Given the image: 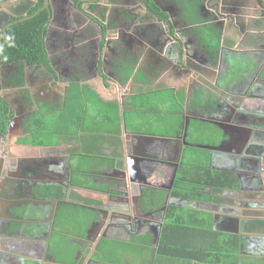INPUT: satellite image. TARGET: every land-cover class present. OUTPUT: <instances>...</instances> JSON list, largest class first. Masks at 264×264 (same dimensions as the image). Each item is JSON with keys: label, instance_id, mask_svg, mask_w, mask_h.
Segmentation results:
<instances>
[{"label": "flooded vegetation", "instance_id": "obj_1", "mask_svg": "<svg viewBox=\"0 0 264 264\" xmlns=\"http://www.w3.org/2000/svg\"><path fill=\"white\" fill-rule=\"evenodd\" d=\"M254 1L257 5L252 9V15L244 10L242 27L245 31L239 30L240 35L236 36L232 30L221 34L222 29L215 25L217 20L212 21L210 12L199 11V0H0V109L5 111L4 133L0 131V264H28L26 253H31L29 257L34 258L36 264H44L40 256L44 255L43 245L53 235L51 227L63 228V223L57 221L61 217L62 202L53 206L62 199L40 196L38 189L44 183H37L33 176L29 183H25L29 167L26 169L24 161L15 162L9 157L7 135L17 128L24 130L28 117L39 110L40 105L45 104L47 110L49 104L53 107L48 108L49 111L60 107L58 100L61 97L52 90L57 84H93L96 80L107 88L106 80L118 78L113 69L119 64L138 66L148 74L157 66L167 68L169 76L176 79L171 61L148 46L154 42V33L160 37V43L176 36L174 39L178 43L175 45L179 44L185 52L184 61L200 74L198 79L189 76L185 83L190 93L196 90L200 93L195 115L212 122L197 119L199 124L194 134L210 138V145H220L223 141L218 149H206L210 155L209 166L234 174L239 184L235 190L229 188L219 193L216 203L200 202L195 206L218 215L219 227L236 231L243 239L240 262L264 264V1ZM124 4L133 10L131 12L137 19L131 21L121 15ZM44 12L47 14L45 26L48 27L46 41L43 32L42 37L48 65L29 64L21 59L23 79L17 84L18 61L2 62V55L8 50L12 38L10 29ZM163 14L167 16V22L161 18ZM125 28L132 34L130 38L121 33ZM116 39L122 42L118 43ZM216 45L217 57L213 53ZM228 50L234 53V58L230 57L234 63L226 62ZM168 52L179 64L175 47L171 46ZM97 60L100 61L98 65ZM2 74L6 85L2 84ZM91 86L88 88L93 89ZM7 99L14 103L13 107ZM17 112L21 124L14 121L9 128L10 122L18 117ZM2 121L0 117V125ZM202 123H209L212 129ZM175 147L174 144L172 150ZM138 153L148 159L141 162V172L137 171L139 168L131 170L130 178L138 182L128 180L126 186L122 182L123 169L111 168L107 184L111 182L106 191H102L104 199L100 202L90 201L79 193L86 188L68 184L69 189H78L75 192L78 199L69 198L72 200L70 204L82 203L80 205L90 213L82 233L71 229L72 234H69L72 248L76 247L74 264L87 261L88 264L105 263L98 259L100 252L103 255L104 238L121 240L123 237L144 236L147 237L145 243L152 250L156 248L161 232L159 226L162 227L163 223L160 221L163 201L171 204L177 199L168 192L159 207L144 208L142 191L146 188L167 191L172 173L164 179L157 174L164 166L171 167L168 157L173 159L175 154L167 156L159 150ZM54 162L48 158L43 163L50 165ZM68 190H63L64 199L68 197ZM121 190L125 193L122 194ZM208 191L212 193L213 189ZM138 197L139 207L135 205ZM42 202H49L47 205L52 210L50 213L55 212L54 217L49 215L45 221L29 220L28 216H33ZM92 205L96 207L95 211L87 208ZM225 213L234 215L235 219L227 221L222 217ZM28 221L32 225L26 230L24 225ZM43 222L47 224L44 226ZM46 255L45 261L51 259ZM154 257L155 252H152L151 264Z\"/></svg>", "mask_w": 264, "mask_h": 264}, {"label": "crops", "instance_id": "obj_2", "mask_svg": "<svg viewBox=\"0 0 264 264\" xmlns=\"http://www.w3.org/2000/svg\"><path fill=\"white\" fill-rule=\"evenodd\" d=\"M243 4V9L247 14H251L254 5H257L254 0H243ZM245 24H247L246 21ZM246 29L249 32V28L246 27ZM227 52L228 55H225L227 57L226 62L234 63L233 51L228 50ZM240 58H243V56H240ZM240 58H236V60H240ZM113 70L118 75V78L116 80L114 79V81L106 80L107 88L96 80H93V84H89V82L79 84L78 82L72 83L69 86L62 83L52 87V90L60 95L61 98H58V102L61 105L56 111H49L48 108H53L49 104H47V110H45V104L40 105L39 110L41 112L36 110V112L43 116L42 118L45 121L43 122V127L48 131L44 132L43 130H39L34 136L36 140L41 138V142L31 143L33 140L30 138L31 134L27 132L26 128L24 130H21V128L11 130L7 135L9 157L15 162L20 160L24 161L27 165L26 169L29 167L27 169L29 171L26 174L27 178L24 179L26 180L25 183H29L30 177L33 176L37 183L43 182L44 185H66L63 189L66 191L69 189L68 184L72 185L77 179V181L87 183L92 187L90 189L79 190V193L84 196L88 195V198L93 201H102L104 199L103 190L101 188L96 190L98 188L95 189V186L102 187L103 189L107 188V185L111 182L107 184L108 178L110 177L109 172L112 171L110 170L111 168L123 169L122 171L125 169L127 173V158L129 159L134 156L135 159H138L135 155L140 154L138 153L139 151L159 150L164 155L170 156L174 152L171 147L173 145L172 143H166L163 139L182 136L183 125L187 116L190 119L204 118L195 115L197 106H191V100L194 98L193 93H190L189 86L185 83L186 80L189 81V77L185 79L171 78L168 70L162 71L163 68H159L158 66L150 74L138 66H125V64H119ZM194 73L195 75L193 77L198 79L200 74L195 71ZM211 80L209 79L208 81ZM88 85H92L94 90L89 89ZM75 86L88 88L97 96H84L81 99L83 107L87 110V115L85 118L83 117L77 132H75L76 123L74 122V118L70 116V111L73 113L75 111L73 103L76 100L73 101L75 99L74 96L69 97L67 95ZM206 90L208 89L206 88ZM143 102L144 104L148 103L145 106H149L151 102L158 106L152 107L151 109L139 107L138 105ZM173 120L175 122H172ZM94 123L98 124V131ZM146 126L160 131L164 129L170 131L172 134L170 132L154 133L140 130V128ZM135 136L142 138H135ZM95 148H98L97 151H95ZM131 152L134 154H131ZM48 158L54 159L55 162L50 165L43 163ZM168 159L170 160L169 157ZM79 161L87 166L83 173L75 172L76 168L74 164H77ZM131 162L134 167L139 164L137 161ZM45 167L47 169H44ZM137 171L141 172V169ZM172 171V164L171 167L167 165L158 170L157 176L160 179H164ZM42 185H40L38 192L43 188ZM71 189L67 191L66 195L68 197L66 199L62 197V200L57 201L53 206L56 204L59 206L62 202V208H65V205H69L70 202L72 203V200L69 198L74 197L76 199L77 197L75 196L77 195L75 192H78V189ZM11 192L12 189H10L9 193ZM42 204L39 206L40 209H36L37 211H35L33 216H28L29 220L33 218L45 221L49 215L52 216L51 218L54 217L55 212H51V214L50 211L52 210H50V205H47L49 202H42ZM198 208L201 207L198 206ZM66 209L69 208L66 207ZM211 214L213 215L212 212ZM43 224L45 226L47 223L43 222ZM30 225L32 223L28 221L24 225L25 229H29L31 227ZM63 228L67 231L65 235L69 237L68 234H70L72 227L63 223ZM60 230L62 229L51 227L50 231L54 233ZM115 241L129 243L131 238L123 237L121 240ZM154 248L153 254L155 252ZM42 253L44 255H41L40 258L43 259V263L49 262L56 264L54 259L56 255L53 249L49 250V241L43 245ZM45 253L51 259L45 261ZM30 255L31 253H26L25 256H28V259H25L26 262L28 264H36L35 259L29 257ZM246 263L248 262H240V264Z\"/></svg>", "mask_w": 264, "mask_h": 264}, {"label": "trees", "instance_id": "obj_3", "mask_svg": "<svg viewBox=\"0 0 264 264\" xmlns=\"http://www.w3.org/2000/svg\"><path fill=\"white\" fill-rule=\"evenodd\" d=\"M46 20L47 14L44 12L33 19L27 20L19 25H14L10 29V36L12 38L9 40L8 50L2 55V62L18 61L17 84H21L23 79L21 59L27 60L29 64L42 63L48 65V58L43 47L42 37ZM217 47L216 45L213 52L215 57H217ZM67 95L69 97L74 96L75 99H73V101L76 100L73 103L75 111L74 113L70 111V116L74 118V122L76 123L75 132H77L83 117L85 118L87 115V110L83 107L81 99L84 96H97L88 88H81L79 86L72 88ZM199 95L200 93L198 90L193 93L194 98L191 100V106L198 105ZM143 104L144 102L140 103L138 106L147 109L158 106L152 102L149 106H145V104L148 103H145L144 106ZM0 113H3L0 116L3 119L0 125V131L4 133L5 111L1 110ZM42 117L40 113L34 112L27 119L26 130L31 134L30 138L33 140L31 143L41 142V138L37 140L36 137L34 138L39 130L48 132L45 127H43V122L45 121ZM192 122L193 129L191 128ZM197 124H199L197 119H191L188 125V136L186 139L192 144L198 142L192 140L199 137L196 133L194 134ZM94 125L97 128L98 124L94 123ZM210 129L212 128L210 127ZM208 139L211 140L210 138ZM97 149L95 148V151H97ZM183 150L172 187L169 191V195L177 199V202L167 204L165 207L164 219L155 248L153 264H240V250L244 245L243 239L236 233L222 232L213 229L211 212L195 206L196 203L200 202L216 203L218 201V194L229 188H238V181L234 174L210 167V155L207 150L193 145L184 147ZM74 167L76 168L75 172L83 173L87 166L79 161L77 164H74ZM79 182L80 183L76 182V184L73 183L72 185L89 189L92 188L87 183ZM100 188L106 191V188L103 189L102 187L95 186L96 190ZM208 189H213V192H209ZM166 193H168V191L162 189H144L141 197L142 206L144 208L156 209L162 204V200ZM213 193H215V195ZM38 194L44 197L62 198L64 196V191L62 186L50 185L48 187H43ZM89 200L93 201L91 199ZM94 202L97 201L94 200ZM80 204L65 205L69 209L63 207L59 214L61 217L57 219L58 222L66 223L67 226H71L72 229L78 230L79 234L82 233L90 214ZM61 229L62 230L59 232L56 231L53 233L49 241V250H54L56 264H74V259L70 255V258H68V254L64 251H59V248H71V246L68 244L65 245L63 242V237L67 238L65 235L67 231H65L64 228ZM53 242L56 244L55 246L52 245ZM106 242H115L114 245L116 243L119 244V241L115 240H107ZM121 243L125 244V242ZM102 247L105 248L106 245L103 243ZM112 253L111 255L107 252L106 255L110 254V256H114V259L111 258L113 264L115 263L116 256L119 258V255L116 254V251Z\"/></svg>", "mask_w": 264, "mask_h": 264}, {"label": "water", "instance_id": "obj_4", "mask_svg": "<svg viewBox=\"0 0 264 264\" xmlns=\"http://www.w3.org/2000/svg\"><path fill=\"white\" fill-rule=\"evenodd\" d=\"M124 10H122V13L121 15L123 17H127L129 18V20L131 21H134L135 19H137V17L131 12L133 10H131L129 7H127V5L124 4ZM243 0H199V11L200 12H210V14L212 15L213 19L212 21L214 20H217L215 23V25L219 28V30L222 29L221 31V34L223 33H226V32H229L230 30H232L233 32H235L236 36H239L240 35V32L239 30L242 32L245 31V28L242 27L243 24V20H244V9H243ZM47 7V5L45 6V8ZM48 8V7H47ZM121 9H123L122 5H121ZM26 12V11H25ZM166 14V12H164ZM23 13H18L17 15H21ZM165 14H163V16H161V18L164 20V22H167L168 19H167V16H165ZM263 17H264V14H262ZM189 18L192 19V16H190V12H189ZM264 20V18H263ZM141 26V25H140ZM48 28V27H47ZM47 28L45 26L44 30H43V35L45 36V41L47 39ZM46 30V31H45ZM223 32V33H222ZM122 34H127L125 36H127L128 38H130L132 36V34L127 30V28L123 29L121 31ZM174 38H177L176 36H174ZM167 39V40H164L163 42L160 43V37L154 33L153 35V41L154 42H150L148 43V46L150 47V49H153L156 51L155 52H158L162 55V57L164 58H167L170 62V64H172L175 69L173 72L174 74H176L175 76L177 78H180V79H185L189 76H194L195 72H197V70H195L194 68L191 67L190 64H188L187 62L184 61V58H183V55H185V52L182 51V49L180 48L179 44L178 46L175 45L178 43V41H176L175 39ZM117 40V39H116ZM132 40V39H131ZM117 42H122L121 40ZM159 45H157V44ZM175 47L176 49V55L178 56V63L177 64L175 61H174V57L171 55V53L168 52V49L170 47ZM175 62V63H174ZM97 65L100 63L99 60L96 61ZM8 68L11 67V65H7ZM165 69L163 68L162 71H164ZM167 70V68H166ZM102 73L105 74V70L102 69ZM183 76V77H182ZM185 77V78H184ZM2 84L3 85H6L7 83L5 82V77L3 76L2 74ZM6 99V98H5ZM7 102L8 104L13 107L14 106V103H12L11 101H9L7 99ZM16 115L18 116L15 120L11 121L10 122V126L9 128L11 127V123L13 124L14 121H19V123L21 124V118L19 119L20 115L19 113L17 112ZM200 120H206V121H209V122H212L210 121V119H206V118H203V119H200ZM189 121L190 119L187 117L185 119V123L183 125V135L182 136H177L175 138H167V139H163L166 141V143H172V145H176L175 149H174V154L175 156L173 157V159H170L171 161V164L173 165V171H172V175H171V178H170V182L167 186V191L169 192L171 187H172V184H173V181H174V178H175V175H176V172H177V167H178V164H179V161H180V158H181V154H182V150L184 149V147H188V146H195V147H198V148H203V149H210V150H214V149H218L219 146H221V144L223 143V141L220 143V145H201V144H192L190 143L186 138L188 136V132H187V129H188V125H189ZM13 126V125H12ZM225 135V134H224ZM137 136H135L136 138ZM137 138H142V137H137ZM144 138H147V137H144ZM172 147V146H171ZM138 159H135V157L133 156L132 158L130 157L129 159L127 158V173H126V170L124 169V171H121V173L123 174V183L127 186V181L130 180V181H133V182H138V180H135L133 178H130V173H131V170L134 168H139L140 165H141V162L143 163V159L144 160H147L145 157H142L144 155L142 154H137L135 155ZM125 160V159H123ZM131 161H137V163H139L136 167L133 166L132 162ZM123 162V161H122ZM140 169V168H139ZM128 177V178H127ZM143 178V177H141ZM140 180L143 182V179ZM141 181H139L141 183ZM63 187V185H61ZM233 190H235L233 188ZM122 194H124L125 192L123 190L120 191ZM141 195V193H139ZM139 198H137V201H135V205L139 207ZM197 204V203H196ZM167 205V200L163 201V205H162V208H161V214H160V221L162 222L163 221V218H164V211H165V207ZM83 206V205H82ZM87 208L95 211L96 210V207L94 205H92L91 207H88ZM226 215L222 216L224 219H226L227 221L228 220H233L235 219V217H233L234 215H229L228 213H225ZM212 227L213 229L215 230H218V231H222V232H229V233H237L236 231H233V230H230L228 228H222V227H219L217 225V220L219 218L218 215L214 214L212 215ZM251 220H247L248 223H251L250 222ZM161 228V224L159 226ZM251 229L253 230V228L251 227ZM157 245V243H156ZM155 245V246H156ZM1 255V254H0Z\"/></svg>", "mask_w": 264, "mask_h": 264}, {"label": "rangeland", "instance_id": "obj_5", "mask_svg": "<svg viewBox=\"0 0 264 264\" xmlns=\"http://www.w3.org/2000/svg\"><path fill=\"white\" fill-rule=\"evenodd\" d=\"M172 122H175V121L173 120ZM202 125H204L205 127H212V125H210V124L202 123ZM192 127H193V122L191 123V128ZM96 130L98 131V127L96 128ZM140 130L145 131V132H154V133H169L170 132V131H167L164 129H161V131H162L161 132L160 130H156L155 128L148 127V126L140 128ZM170 134H172V133L170 132ZM192 140L198 141L195 144H201V145H204V144L210 145V142H211V140H209L205 136H199V137H196L195 139H192ZM211 144H212V142H211ZM203 150H206V149H203ZM76 182L80 183L79 181H77V179L74 181V184H76ZM86 196H87L86 198H88V195H86ZM77 199H78V197H77ZM78 229H80V228H78ZM70 234H72V233L70 232ZM72 236H75V235L73 234ZM63 238H64L63 242L65 243V245L68 244L69 246H71V248L63 247V248H59V251H64L66 254H68V258H70V256H71L74 259L75 249L72 248L73 246L71 245V239H69V237H67V238L63 237ZM70 238H71V236H70ZM146 238L147 237H144V236L143 237L136 236L135 238L134 237L131 238V241L129 242V244H126V242L124 244V243H121L123 241H120L119 244L116 243L115 245H114L115 242H111V243L106 242L108 239L104 238L103 243H104V245H106V247L104 249L105 252L103 251V255H102L101 252L99 251L100 254H99L98 259L99 260L101 259V261H105V263H101V264H112L111 258L114 259V256H110V254L112 255L113 254L112 252L116 251V254L119 255V258H118V256H116L115 263H113V264H151L150 256H151L153 250H152L151 246H148L147 243H145L147 241ZM53 243H52V245L55 246L56 244L55 243L53 244ZM106 252H108L110 254L106 255ZM108 261H110V262H108ZM260 262H263V261L261 260ZM86 263L88 264V261L84 262V263L81 262L80 264H86ZM44 264H51V263L45 262ZM93 264H96V263H93Z\"/></svg>", "mask_w": 264, "mask_h": 264}, {"label": "bare ground", "instance_id": "obj_6", "mask_svg": "<svg viewBox=\"0 0 264 264\" xmlns=\"http://www.w3.org/2000/svg\"><path fill=\"white\" fill-rule=\"evenodd\" d=\"M123 220V219H122Z\"/></svg>", "mask_w": 264, "mask_h": 264}]
</instances>
